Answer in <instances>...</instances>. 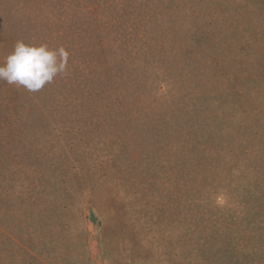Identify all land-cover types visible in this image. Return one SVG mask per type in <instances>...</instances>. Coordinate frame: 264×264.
I'll return each mask as SVG.
<instances>
[{"label": "rangeland", "instance_id": "374dc122", "mask_svg": "<svg viewBox=\"0 0 264 264\" xmlns=\"http://www.w3.org/2000/svg\"><path fill=\"white\" fill-rule=\"evenodd\" d=\"M63 47L0 80V264H264V0H0Z\"/></svg>", "mask_w": 264, "mask_h": 264}, {"label": "clouds", "instance_id": "9594fccd", "mask_svg": "<svg viewBox=\"0 0 264 264\" xmlns=\"http://www.w3.org/2000/svg\"><path fill=\"white\" fill-rule=\"evenodd\" d=\"M68 52L47 45L32 46L17 41L13 51L0 63V80L37 92L66 71Z\"/></svg>", "mask_w": 264, "mask_h": 264}]
</instances>
